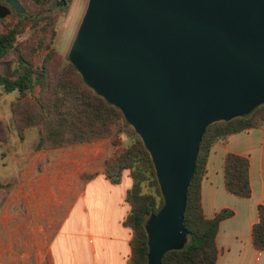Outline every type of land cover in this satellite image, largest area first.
<instances>
[{
	"label": "water",
	"instance_id": "1",
	"mask_svg": "<svg viewBox=\"0 0 264 264\" xmlns=\"http://www.w3.org/2000/svg\"><path fill=\"white\" fill-rule=\"evenodd\" d=\"M0 19L26 14L4 0ZM67 59L152 159L163 206L144 223L148 264L185 249L202 139L264 105V0H88Z\"/></svg>",
	"mask_w": 264,
	"mask_h": 264
},
{
	"label": "crops",
	"instance_id": "2",
	"mask_svg": "<svg viewBox=\"0 0 264 264\" xmlns=\"http://www.w3.org/2000/svg\"><path fill=\"white\" fill-rule=\"evenodd\" d=\"M113 138L53 150L22 167L17 183L0 179V264H129L133 231L126 225L131 212L127 194L129 172L118 183L105 175V164L127 148ZM50 152V151H47ZM229 153L250 160L253 194L243 199L225 188ZM40 169V170H39ZM205 216L223 210L217 235L215 264H264V251L253 244V227L264 206V128L230 136L213 147L202 182Z\"/></svg>",
	"mask_w": 264,
	"mask_h": 264
},
{
	"label": "trees",
	"instance_id": "3",
	"mask_svg": "<svg viewBox=\"0 0 264 264\" xmlns=\"http://www.w3.org/2000/svg\"><path fill=\"white\" fill-rule=\"evenodd\" d=\"M19 18L0 31V60L13 54L19 67L18 76H0V86L7 94L18 93L12 104L15 133L24 141L26 133L38 129L36 151L56 150L81 143L125 134L131 145L117 151L106 161L105 175L118 183L129 172L133 185L127 194L131 212L126 225L133 231L129 264H148V244L144 230L146 218L163 206V198L150 154L123 114L90 89L74 66L55 48L53 15L31 16L17 12ZM2 20H0L1 22ZM32 35L21 41L27 32ZM43 54L39 63L35 55ZM264 128V105L248 117L211 125L198 154L185 213V227L190 235L188 246L167 253L162 264H215L219 258L217 235L221 223L232 217L223 210L215 218H207L202 203V182L211 150L230 136L251 129ZM8 140V132L0 119V145ZM250 160L238 154L226 155L225 188L229 194L250 199ZM259 222L253 227V244L264 251V206L260 205Z\"/></svg>",
	"mask_w": 264,
	"mask_h": 264
},
{
	"label": "rangeland",
	"instance_id": "4",
	"mask_svg": "<svg viewBox=\"0 0 264 264\" xmlns=\"http://www.w3.org/2000/svg\"><path fill=\"white\" fill-rule=\"evenodd\" d=\"M87 1L88 0H74L68 14L63 12L62 15L54 16L56 37L53 42V48H55L65 59H67L76 30L85 11ZM20 2L25 9H28V14L31 16L41 13L42 11V9L29 4L27 0H20ZM3 3L4 0H0V4ZM18 18L17 11H13L10 16L0 19L2 20L0 22V31H2L6 25L16 21ZM31 35L32 33L29 31L22 35L20 40L24 41L29 39ZM42 56L43 54L35 55V62L39 63ZM18 73L19 67L15 55L11 54L7 58L0 60V76L15 78L18 76ZM18 97V93L7 94L0 86V119L3 121L8 132L7 142L0 145V179L5 182L10 181L14 183L19 181L22 167H27V165L36 163L39 155L44 156L45 153H47V162L44 161V158H42V161L40 162V164L45 167L47 166V163L54 158V154L56 153L53 150H35L39 138L38 129L28 131L24 141L18 139L15 133L12 114V104L17 101ZM112 138L117 140L114 142L116 145L120 142L126 147L127 144L123 143L126 140L129 142L127 148L131 145V140L125 134H117Z\"/></svg>",
	"mask_w": 264,
	"mask_h": 264
},
{
	"label": "flooded vegetation",
	"instance_id": "5",
	"mask_svg": "<svg viewBox=\"0 0 264 264\" xmlns=\"http://www.w3.org/2000/svg\"><path fill=\"white\" fill-rule=\"evenodd\" d=\"M27 1L29 4L33 5L34 7H38L42 9L41 13H38L34 16H43L45 14L55 16V15H62L63 12L68 14L73 5L74 0H27ZM3 4H5V2ZM26 10L28 14L29 11L28 9Z\"/></svg>",
	"mask_w": 264,
	"mask_h": 264
}]
</instances>
